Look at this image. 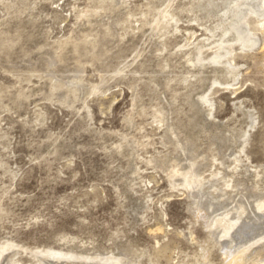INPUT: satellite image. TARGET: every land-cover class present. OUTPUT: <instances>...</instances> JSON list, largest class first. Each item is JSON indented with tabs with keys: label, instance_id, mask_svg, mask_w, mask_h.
I'll return each instance as SVG.
<instances>
[{
	"label": "rangeland",
	"instance_id": "obj_1",
	"mask_svg": "<svg viewBox=\"0 0 264 264\" xmlns=\"http://www.w3.org/2000/svg\"><path fill=\"white\" fill-rule=\"evenodd\" d=\"M0 264H264V0H0Z\"/></svg>",
	"mask_w": 264,
	"mask_h": 264
},
{
	"label": "bare ground",
	"instance_id": "obj_2",
	"mask_svg": "<svg viewBox=\"0 0 264 264\" xmlns=\"http://www.w3.org/2000/svg\"><path fill=\"white\" fill-rule=\"evenodd\" d=\"M261 207H263V206L261 205ZM233 225H234L233 223L230 224L229 227H227V228L225 229L224 233H225V232L227 233V232L229 231V229H230L231 227H233ZM44 253H45L46 256H59V257H60V256H65L66 258H67V256H69V255H67V254H65V253H62V252L57 251V250H52V249H51V250H50V249H49V250H46Z\"/></svg>",
	"mask_w": 264,
	"mask_h": 264
}]
</instances>
